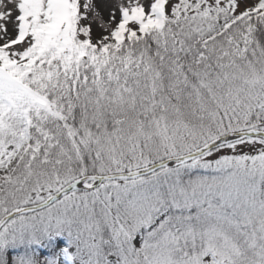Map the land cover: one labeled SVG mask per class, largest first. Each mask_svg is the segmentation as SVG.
Wrapping results in <instances>:
<instances>
[{
  "label": "snow or ice",
  "instance_id": "1",
  "mask_svg": "<svg viewBox=\"0 0 264 264\" xmlns=\"http://www.w3.org/2000/svg\"><path fill=\"white\" fill-rule=\"evenodd\" d=\"M0 264H264V0H0Z\"/></svg>",
  "mask_w": 264,
  "mask_h": 264
}]
</instances>
